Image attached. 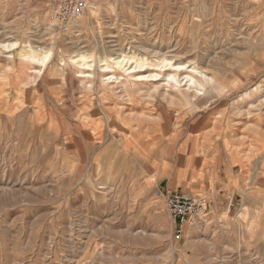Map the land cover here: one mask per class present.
I'll list each match as a JSON object with an SVG mask.
<instances>
[{
    "label": "rangeland",
    "instance_id": "rangeland-1",
    "mask_svg": "<svg viewBox=\"0 0 264 264\" xmlns=\"http://www.w3.org/2000/svg\"><path fill=\"white\" fill-rule=\"evenodd\" d=\"M51 3L0 0V264H264V0H89L67 34ZM191 152L246 184L177 238Z\"/></svg>",
    "mask_w": 264,
    "mask_h": 264
},
{
    "label": "crops",
    "instance_id": "crops-1",
    "mask_svg": "<svg viewBox=\"0 0 264 264\" xmlns=\"http://www.w3.org/2000/svg\"><path fill=\"white\" fill-rule=\"evenodd\" d=\"M210 156H204L203 153H189L188 160H194L193 165L184 166L181 170L187 172V176L182 179V188L172 189L173 182L167 181L166 193L174 191L189 192L194 195L204 197L209 202L210 211L208 217L202 221L190 225L186 228L185 234L196 233L198 226H219L227 228L231 221L230 211L223 208L226 202L236 199L239 194L240 181L244 186L246 184L244 169H238L236 159L227 158L217 165H210ZM244 171V172H243Z\"/></svg>",
    "mask_w": 264,
    "mask_h": 264
},
{
    "label": "built area",
    "instance_id": "built-area-1",
    "mask_svg": "<svg viewBox=\"0 0 264 264\" xmlns=\"http://www.w3.org/2000/svg\"><path fill=\"white\" fill-rule=\"evenodd\" d=\"M90 9L89 0H52L51 20L62 34H67ZM170 217L175 225V236L182 238L188 226L204 221L210 211L204 197L189 192H173L166 198Z\"/></svg>",
    "mask_w": 264,
    "mask_h": 264
},
{
    "label": "bare ground",
    "instance_id": "bare-ground-1",
    "mask_svg": "<svg viewBox=\"0 0 264 264\" xmlns=\"http://www.w3.org/2000/svg\"><path fill=\"white\" fill-rule=\"evenodd\" d=\"M78 25V24H77ZM77 28V27H76ZM13 46H10V45H7L6 47H4V49H9V48H12ZM1 51V50H0ZM133 53V52H132ZM20 57L23 59V60H26L28 62H30V64L32 65H35L36 67H33V69H35L37 71L38 74H40V72H42V69L44 67H46V65L48 64V62L50 61V58H51V55L50 53H44V54H37V53H27V52H24L22 51L20 53ZM132 55H135L134 53ZM168 60L167 58L163 59L162 60V65L163 67H166L168 66ZM77 63L80 65V66H88V61L87 59H82L81 61H77ZM141 65L138 66L139 68L141 67H145L146 64L141 62L140 63ZM200 74H202L201 72H199ZM202 76V75H201ZM194 77V78H193ZM191 77V81H192V84L195 86L197 92H199L201 90V87H202V81L200 80V78H195V76ZM172 81H174L175 83H172V81H168V84L169 85H172L174 84L175 86L178 85L179 83V80H178V74H174V76L172 77L171 79ZM261 90V89H260ZM16 104V103H15ZM19 105V104H18ZM17 106V105H16ZM15 108V107H13ZM19 109V107H18ZM21 109V108H20ZM13 111V110H12ZM18 112V111H17ZM167 133V132H166ZM169 133V132H168ZM157 137V136H156ZM165 137V136H164ZM155 139V138H154ZM156 140V139H155Z\"/></svg>",
    "mask_w": 264,
    "mask_h": 264
}]
</instances>
